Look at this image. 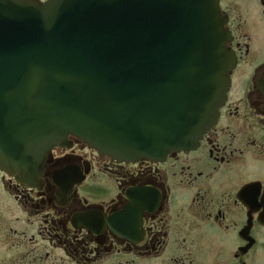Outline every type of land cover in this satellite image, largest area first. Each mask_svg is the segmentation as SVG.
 <instances>
[{"label":"water","instance_id":"obj_1","mask_svg":"<svg viewBox=\"0 0 264 264\" xmlns=\"http://www.w3.org/2000/svg\"><path fill=\"white\" fill-rule=\"evenodd\" d=\"M219 0H0V171L40 183L75 137L119 162L195 150L236 57Z\"/></svg>","mask_w":264,"mask_h":264},{"label":"flooded vegetation","instance_id":"obj_2","mask_svg":"<svg viewBox=\"0 0 264 264\" xmlns=\"http://www.w3.org/2000/svg\"><path fill=\"white\" fill-rule=\"evenodd\" d=\"M219 9L236 67L197 148L128 163L71 137L35 186L0 171V264H264V0Z\"/></svg>","mask_w":264,"mask_h":264},{"label":"rangeland","instance_id":"obj_3","mask_svg":"<svg viewBox=\"0 0 264 264\" xmlns=\"http://www.w3.org/2000/svg\"><path fill=\"white\" fill-rule=\"evenodd\" d=\"M1 192V191H0Z\"/></svg>","mask_w":264,"mask_h":264}]
</instances>
